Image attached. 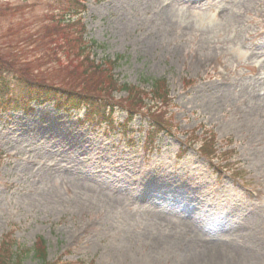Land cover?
I'll use <instances>...</instances> for the list:
<instances>
[{
    "label": "rangeland",
    "instance_id": "rangeland-1",
    "mask_svg": "<svg viewBox=\"0 0 264 264\" xmlns=\"http://www.w3.org/2000/svg\"><path fill=\"white\" fill-rule=\"evenodd\" d=\"M56 4L0 0V74L121 95L135 118L124 134L51 106L0 122V242L26 251L41 237L60 264H229L215 252L258 246L250 264H264V0H86L85 41L103 46L91 59L122 57L116 79L144 91L132 102L104 90L106 72L48 58ZM160 78L170 107L148 101ZM201 127L212 155L197 150Z\"/></svg>",
    "mask_w": 264,
    "mask_h": 264
},
{
    "label": "trees",
    "instance_id": "trees-1",
    "mask_svg": "<svg viewBox=\"0 0 264 264\" xmlns=\"http://www.w3.org/2000/svg\"><path fill=\"white\" fill-rule=\"evenodd\" d=\"M56 1L58 8L54 10L55 5L52 6V11L48 13L50 14L48 16V21L50 28L57 33L58 38L48 39L49 44L46 46L47 51H49L47 54L48 58L51 61L56 62V60L52 59L50 55H52L51 53L57 51L64 55L65 61L67 62H73L76 59H80L81 63L86 65L83 72L86 71L87 74H90L87 78L92 75L95 76L101 72L105 73V71H103L105 69H102V66H95L92 61H88L89 58L85 51L87 46L82 43V33L84 32V27L79 18L80 12L77 14L74 11L75 8H71L74 4H78L77 6L81 5L82 7L84 0H68V2L67 0ZM69 4H71V6ZM91 45L93 46L94 44ZM48 47H50V49ZM53 57L55 58L54 55ZM1 68L7 69V73L11 77V84H7L5 75L0 76V93L15 92L16 95L12 98L0 95V113H7V110H10L11 112H28L29 106H31L32 103H53L58 110L66 112H71L85 106L86 120L98 119L101 122L107 123L109 126H113L111 116L114 108L111 100L103 102L102 99L97 98L95 95L86 93L85 90L78 92L65 90V88L55 85L28 83L16 75V73H19L17 70L9 67ZM107 77L106 89L126 92L128 96L127 98H129L130 102H132L135 97L139 96V92L129 89L127 86L118 87L112 78H110L109 74H107ZM98 81L99 84L102 85L100 79ZM161 82L162 81H157L154 83V93H157V96H159L158 87L161 86ZM104 90L101 91L104 92ZM159 98L161 99L162 104H166L168 102L167 95H165V93L160 94ZM133 103L138 104L139 99ZM122 105L127 107V104ZM160 126L165 128L162 123H160ZM14 248L16 249L15 246L9 247L4 243L0 245V264H20V256L13 250ZM30 252H33L34 258L40 264H47L45 243L41 239L35 243L33 250L28 251L26 255Z\"/></svg>",
    "mask_w": 264,
    "mask_h": 264
},
{
    "label": "bare ground",
    "instance_id": "bare-ground-1",
    "mask_svg": "<svg viewBox=\"0 0 264 264\" xmlns=\"http://www.w3.org/2000/svg\"><path fill=\"white\" fill-rule=\"evenodd\" d=\"M183 204V203H181ZM189 215V213H188ZM190 216V215H189ZM194 219L192 218L191 221L187 222L188 224L192 225L191 227H194V229H197L194 224ZM256 250H258V246L251 248V247H246L245 249H242V251L239 252H234V253H222L220 251L215 252V260L220 263L222 261L229 262V264H250L253 261L257 260V254Z\"/></svg>",
    "mask_w": 264,
    "mask_h": 264
}]
</instances>
